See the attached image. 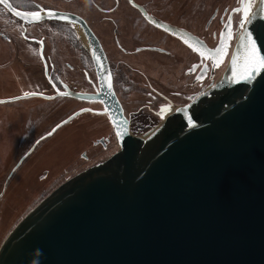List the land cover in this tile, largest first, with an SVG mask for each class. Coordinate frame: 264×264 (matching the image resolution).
Returning <instances> with one entry per match:
<instances>
[{
	"label": "water",
	"instance_id": "obj_1",
	"mask_svg": "<svg viewBox=\"0 0 264 264\" xmlns=\"http://www.w3.org/2000/svg\"><path fill=\"white\" fill-rule=\"evenodd\" d=\"M0 4L25 31L47 20L80 27L100 76L97 95L56 89L54 97L0 104L58 96L98 102L121 148L32 210L3 242L0 264H264V69L242 75L247 34L264 56V0L251 4L230 55L225 37L212 55L220 63L229 55L221 79L142 136L129 132L103 49L81 18L57 11L36 18L9 0ZM140 9L149 23L197 49L198 38ZM91 111L76 112L47 137Z\"/></svg>",
	"mask_w": 264,
	"mask_h": 264
},
{
	"label": "rangeland",
	"instance_id": "obj_2",
	"mask_svg": "<svg viewBox=\"0 0 264 264\" xmlns=\"http://www.w3.org/2000/svg\"><path fill=\"white\" fill-rule=\"evenodd\" d=\"M30 1L53 8H78L87 11L88 14L85 15L92 19L107 47H111L112 51L117 53L115 56L120 55V52L114 47V29H119L122 40L127 38L131 40V36L138 31L133 26L130 9L123 2L113 15H105V19L111 18L118 23L115 26L108 19L101 23V18L104 16L89 11L87 0ZM138 1L163 19L194 30L199 28L201 30L199 32L202 33L203 24L211 11L217 5L232 4L235 0ZM111 6H113L112 3ZM133 14L135 16L134 12ZM22 30V24L12 20L10 15L0 8V33L2 34L0 36V99L52 93L43 76L42 61L37 53V47L27 44L21 36ZM44 32L51 36L52 40H48L50 44L54 43L59 36L54 31ZM33 33L37 35L36 31ZM148 35L155 39L162 37L161 33L157 34L156 30L147 25L142 45L151 43V38L147 39ZM175 43L167 39V44L171 48L177 46ZM134 45L137 44L133 43L132 46L135 47ZM61 47H63L62 44L59 48ZM61 51L63 54L59 56V63H77L74 51L67 48H62ZM142 54L150 60L143 62V66L144 64L147 66L144 68L151 73L150 75L154 73L152 76L159 85L166 87L168 81L177 85L173 81L175 67L172 58L151 51H145ZM226 68L227 65L224 70ZM69 76L74 78L71 74ZM84 107L92 108L91 105L79 102L67 100L51 102L41 98L0 104V248L15 227L49 194L76 175L120 151L119 146L105 149L96 144L103 137L113 139L115 132L112 128L111 130L107 128L105 117L92 114L82 115L57 131L54 136L47 138L37 150L27 151L29 145L51 133L61 121L70 118L73 113ZM148 123V129L157 125L156 120L151 118H148Z\"/></svg>",
	"mask_w": 264,
	"mask_h": 264
},
{
	"label": "flooded vegetation",
	"instance_id": "obj_3",
	"mask_svg": "<svg viewBox=\"0 0 264 264\" xmlns=\"http://www.w3.org/2000/svg\"><path fill=\"white\" fill-rule=\"evenodd\" d=\"M9 1L14 8L25 14L29 12L45 14L49 11H57L75 15L86 23L103 49L112 76L115 96L121 105L124 117L129 122V132L135 136H142L151 132L160 125L164 118L176 112L179 108L189 103L192 98L198 96L221 79L244 19L243 11H237V9H242L244 7L241 0L232 1V4L228 5H217L203 24L204 33H201L199 32L201 31L199 28L194 30L191 27L173 24L172 22L163 19L157 13L151 12L148 7L143 3H140L138 0H87L89 11L93 14L97 12L104 16L101 18V23L108 19L111 20L115 26L118 23L111 18L105 19V15H113V13L117 12L121 2L125 3L124 5L130 9V17L133 21V26L138 31L135 35L131 36V40L128 38L127 40H122L119 36V29H114V47L120 52V55L115 56L117 53L115 54L111 47H107L105 41L96 30L92 19L85 15L88 14L87 11L78 8H53L30 0ZM111 3L113 6H111ZM254 3L255 1L253 2L252 7L254 6ZM0 8L7 12L12 20L22 24L23 30L21 31V36L27 44L35 45L37 47V53L42 61L41 68L43 76L47 83V87H49L52 92L51 94H46L47 96H56V89L61 93H64L69 89L70 91L79 94H98L100 87L98 67L87 37L80 27L70 23L47 20L40 24H27L25 31V27L21 21L11 15L1 4ZM140 8L144 9L154 20L167 23L198 38L199 41L197 40V42L194 43L197 49L194 48L192 44L185 43L182 38H178L175 34L169 33L149 23ZM133 12L135 13V16ZM147 25L156 30L157 34L161 33L162 37L160 39H155L151 37V35H148L147 39L151 38V43L142 45L145 40L144 30ZM35 31L37 35L41 34V36L38 37L37 35H34L33 32ZM44 31H54L59 36L57 39L55 38L56 40L54 43L50 44L48 40L51 39V36ZM80 31L82 32V35L80 34ZM229 32L231 33L230 37ZM1 35L2 34L0 33V36ZM3 37L6 38L4 35ZM222 37L230 40V49L227 59L223 63H220L219 58L217 56L213 57L212 55L217 51ZM167 39L174 43L176 42L175 44H177V46L171 48L167 44ZM133 43H136L137 45H134L135 47H133ZM61 44L63 47L59 48ZM200 45H205L207 50L203 49ZM62 48H67L76 53V64L59 63V56L63 54L61 51ZM145 51H151L173 59V65L175 67V79H173V81H175L177 85L166 80L168 82H166V87H164L156 82L155 78L152 76L154 73L150 75L151 73L144 68L147 66H145V64L143 66L145 60L150 61L145 54H142ZM201 52H204L205 54L202 56ZM151 71H153V69ZM69 74L74 76V78H70ZM171 76L172 75H170V77ZM130 99H133V101H130ZM61 100L91 105L92 108L84 107L83 109H91L92 111L79 115L67 124L56 129L52 135L47 137V135L50 134L49 133L39 138L33 142L32 145H29L27 151L33 152L37 150L47 138L54 136L57 131L85 114L105 117L107 128H110V130L112 128L115 132V134H113V139L111 137H103L96 142L97 145H101L105 149L113 146H119L118 150L121 149L115 127L110 116L104 113L105 109L102 104L98 102L79 101L66 96H58L50 101ZM148 118L155 119L157 125L148 129ZM62 122L63 121L60 123Z\"/></svg>",
	"mask_w": 264,
	"mask_h": 264
},
{
	"label": "snow or ice",
	"instance_id": "obj_4",
	"mask_svg": "<svg viewBox=\"0 0 264 264\" xmlns=\"http://www.w3.org/2000/svg\"><path fill=\"white\" fill-rule=\"evenodd\" d=\"M4 2V0H0V3ZM244 7L242 9H237V11H243V15L245 20L249 19V12L251 11V4L252 0H241ZM28 16L39 18L40 13L39 12H29L27 13ZM231 36V33L229 32V37ZM245 58H244V72L242 73L243 77L245 79H250L251 75L254 74L255 71H258L260 69H264V56H261L259 54V51L256 47L255 40L251 39L250 34H247L245 37ZM224 52V48L221 47L218 50V55ZM205 53L201 52V55L203 56Z\"/></svg>",
	"mask_w": 264,
	"mask_h": 264
},
{
	"label": "bare ground",
	"instance_id": "obj_5",
	"mask_svg": "<svg viewBox=\"0 0 264 264\" xmlns=\"http://www.w3.org/2000/svg\"><path fill=\"white\" fill-rule=\"evenodd\" d=\"M82 32L80 31V34H81ZM82 35V34H81Z\"/></svg>",
	"mask_w": 264,
	"mask_h": 264
}]
</instances>
